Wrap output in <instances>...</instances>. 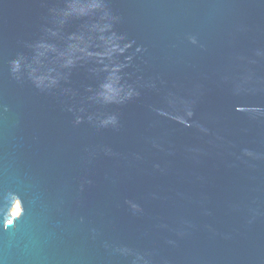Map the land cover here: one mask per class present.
I'll return each instance as SVG.
<instances>
[{
	"label": "water",
	"instance_id": "1",
	"mask_svg": "<svg viewBox=\"0 0 264 264\" xmlns=\"http://www.w3.org/2000/svg\"><path fill=\"white\" fill-rule=\"evenodd\" d=\"M102 2L0 0V264H264V0ZM104 11L123 53L35 62Z\"/></svg>",
	"mask_w": 264,
	"mask_h": 264
},
{
	"label": "clouds",
	"instance_id": "2",
	"mask_svg": "<svg viewBox=\"0 0 264 264\" xmlns=\"http://www.w3.org/2000/svg\"><path fill=\"white\" fill-rule=\"evenodd\" d=\"M104 4L102 0H69L66 8L62 10L59 15L61 17L60 22L63 23L69 17H86L90 16L97 10H103ZM109 19V13L106 11L100 17V21L91 24L88 26L89 33H99L98 39L102 42L103 51H89L91 45V40L93 37L88 35L87 38L84 33L77 35L76 33L70 34L67 37L68 43L67 47L63 51H59L55 45L49 44L46 42H39L35 45L36 47V63H40V57L45 56L47 52L56 53L58 59L63 60L61 67L70 68L72 67L77 60L82 59L83 57H96L98 58L99 63H103L104 59H112L114 53H123L126 48L130 47L129 44H125L121 47L119 41L123 39L121 36H117L115 32H112V24L107 22ZM105 33H111L110 35H105ZM56 35L55 32L52 33ZM80 53L82 55H77ZM31 69L30 75L33 78L34 83L37 87L47 88L52 87L57 83V76L52 75L53 69H49L47 73L37 75V68H32L31 65H28ZM121 65H114L109 68L108 65H105L102 69L105 72H108L109 75L105 78V81L100 84V91L98 96L105 102H122L124 99L129 98L132 95V92L129 90L125 92V89L120 85V77L117 73L120 71ZM21 69L20 60H15L12 62L13 72H19ZM104 124H115L116 117H108L107 120L103 121Z\"/></svg>",
	"mask_w": 264,
	"mask_h": 264
},
{
	"label": "bare ground",
	"instance_id": "3",
	"mask_svg": "<svg viewBox=\"0 0 264 264\" xmlns=\"http://www.w3.org/2000/svg\"><path fill=\"white\" fill-rule=\"evenodd\" d=\"M16 215V214H15Z\"/></svg>",
	"mask_w": 264,
	"mask_h": 264
}]
</instances>
